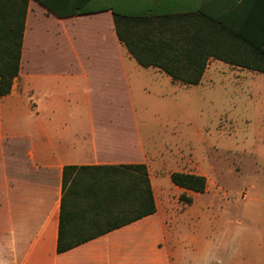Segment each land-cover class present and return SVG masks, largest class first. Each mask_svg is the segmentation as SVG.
Returning a JSON list of instances; mask_svg holds the SVG:
<instances>
[{
	"label": "crops",
	"instance_id": "1",
	"mask_svg": "<svg viewBox=\"0 0 264 264\" xmlns=\"http://www.w3.org/2000/svg\"><path fill=\"white\" fill-rule=\"evenodd\" d=\"M51 1L71 5L84 0ZM93 1L119 7L125 1H155L162 10L177 12L234 1L240 24L264 22V0ZM50 48L55 61L46 56ZM209 61L234 68L237 95L254 96L243 88L247 79L264 83L263 72L210 58L198 84ZM141 77L172 88L181 83L156 66L136 62L116 35L110 8L60 17L28 0L19 71L10 92L0 96V264H176L173 227L160 217L161 204L171 195H157L149 175L147 150L157 139L138 123L123 120L136 115L133 83ZM150 93L142 86L140 94ZM165 93L171 96L168 90L159 91L160 96ZM25 106L31 109L30 118L26 128H19ZM259 108L264 111V104ZM160 162L163 166V158ZM131 163L146 165L156 211L58 253L63 167ZM152 216L159 219L147 224Z\"/></svg>",
	"mask_w": 264,
	"mask_h": 264
},
{
	"label": "rangeland",
	"instance_id": "2",
	"mask_svg": "<svg viewBox=\"0 0 264 264\" xmlns=\"http://www.w3.org/2000/svg\"><path fill=\"white\" fill-rule=\"evenodd\" d=\"M54 55L51 48L46 53L52 61ZM212 62L198 85L172 88L139 78L133 83L136 115L123 120L163 138L147 150L148 166L155 193L171 195L160 217L173 227L176 264H264V83L247 79L243 88L254 96L237 95L234 68ZM142 86L151 93L140 94ZM161 89L171 96H160ZM30 110L25 106L20 114L19 128L27 127ZM173 170L205 176V190L174 187Z\"/></svg>",
	"mask_w": 264,
	"mask_h": 264
},
{
	"label": "trees",
	"instance_id": "3",
	"mask_svg": "<svg viewBox=\"0 0 264 264\" xmlns=\"http://www.w3.org/2000/svg\"><path fill=\"white\" fill-rule=\"evenodd\" d=\"M37 1L60 17L110 8L116 35L136 62L186 85L200 82L210 58L264 73V22L240 24L234 1L188 12L162 10L155 1H125L123 7L93 0ZM27 3L0 0V96L10 92L19 71ZM170 180L193 192L206 188L201 174L173 171ZM61 189L58 253L156 211L144 163L66 165ZM179 198L191 201L184 194Z\"/></svg>",
	"mask_w": 264,
	"mask_h": 264
}]
</instances>
